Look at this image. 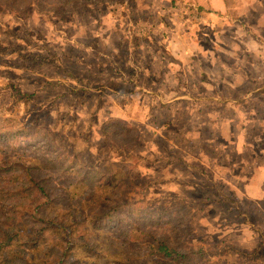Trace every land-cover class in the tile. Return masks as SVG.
<instances>
[{
    "label": "rangeland",
    "instance_id": "rangeland-1",
    "mask_svg": "<svg viewBox=\"0 0 264 264\" xmlns=\"http://www.w3.org/2000/svg\"><path fill=\"white\" fill-rule=\"evenodd\" d=\"M44 135L202 264H264V0H0V160Z\"/></svg>",
    "mask_w": 264,
    "mask_h": 264
},
{
    "label": "trees",
    "instance_id": "trees-1",
    "mask_svg": "<svg viewBox=\"0 0 264 264\" xmlns=\"http://www.w3.org/2000/svg\"><path fill=\"white\" fill-rule=\"evenodd\" d=\"M119 124L107 121L103 134L127 142L132 131ZM43 139L35 151L19 145L18 157L0 160V264H89L103 256L102 247L115 264L123 263L121 257L135 261L141 252L154 264H202L186 220L167 216L166 224H155V212L141 219L134 214L140 205L125 194L130 176L95 181L94 169Z\"/></svg>",
    "mask_w": 264,
    "mask_h": 264
}]
</instances>
